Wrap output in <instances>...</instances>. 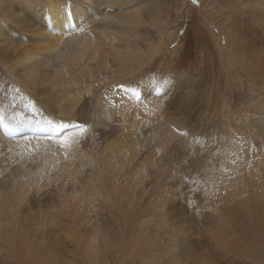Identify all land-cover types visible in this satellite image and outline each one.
Instances as JSON below:
<instances>
[{"label":"bare ground","instance_id":"obj_1","mask_svg":"<svg viewBox=\"0 0 264 264\" xmlns=\"http://www.w3.org/2000/svg\"><path fill=\"white\" fill-rule=\"evenodd\" d=\"M17 1L20 2L11 3V9L15 7L16 11L0 10V60L25 91L16 102L0 97V117H3L0 175L7 177L13 172L10 181L4 178L0 181V241L5 242L8 236L4 235L8 234L20 240L18 248L23 245L29 254L33 249V257L40 264L44 257V264H59L54 251H45L47 231L42 232L43 238H38L31 229L33 221L67 217L90 219L94 216L89 213L90 202L97 197L112 208L110 218L117 228L111 231L100 219L89 228L88 234L81 238L77 235L81 241L80 248H76L80 256L77 264H126L121 257L127 261L139 253L142 264H160L162 260L163 264H179L180 256L185 261L188 252L204 258L205 253L197 252L203 248L199 244L202 241L192 243V235L198 236L193 215H180L185 212L182 204L189 202V208L195 205L196 189H200L198 194L202 196L208 190L205 187L208 182L206 173L200 172L199 182L194 187L192 180L185 177L187 169L179 172V163L182 166L188 163L187 153L193 139L187 136L188 126L176 124L168 111L169 87L178 78L174 70L177 63L171 60L154 77L134 84L138 74L134 67L146 64L144 58L150 55L151 49L146 52L130 43L131 38L113 29L111 23V29L106 23L105 29L99 27V20L94 16L99 13L105 20L114 18L113 22L131 27L156 25L153 10L143 11L139 5L129 8L137 0H28V4H20V8L15 6ZM102 6H106L103 13ZM122 7L129 8L121 14L127 15L125 17L120 15ZM235 8L245 11L237 27L241 42L239 45L234 41L227 43L231 42L235 58L257 78L263 79L264 0H250L249 4ZM116 9L119 11L113 14ZM32 22H40L39 29L38 26L33 28ZM4 25L8 30L5 32L7 43H3ZM29 39L31 42L25 43ZM123 41L129 43H120ZM152 47L159 49L157 44ZM126 59L130 65L123 69ZM115 62L120 63L116 68ZM160 68L157 66L156 70ZM151 70L153 66H145V73ZM254 87H250L251 90ZM141 97H146V101L138 103ZM32 104L36 106L33 116L29 114L32 108L28 110ZM261 115L257 123L264 125V115ZM46 119L86 122L89 130L78 135L68 148H63L55 139H46V133L34 131ZM255 128L256 131L250 130L241 124L232 134L244 138V144L254 149V158L258 160L262 156L259 166L263 172H255L248 156L228 147L225 149L227 155L222 159L230 169L210 175L211 181L216 180L222 186H211L210 190L215 204H222L226 209L223 213L216 209L219 218H214V223L205 228L204 236L215 249L225 251L223 257L234 254L264 264V149L258 144L256 149L252 143L256 144L255 138L258 142L264 141V129L260 136L257 126ZM3 129L13 136H27L9 139ZM28 164L35 170H28L25 166ZM213 164H210L211 171ZM88 165L92 168L90 173H97L91 175L95 176L93 181L86 180L90 173H82ZM37 186L41 188L36 191L38 194L31 188L39 189ZM31 206H39L40 212L30 213ZM199 215L203 218L201 213ZM106 218L109 221V217ZM65 224L67 226V222ZM36 227L45 231L40 224ZM29 234H36L34 239L38 240L32 241ZM197 264L205 263L197 259Z\"/></svg>","mask_w":264,"mask_h":264},{"label":"rangeland","instance_id":"obj_2","mask_svg":"<svg viewBox=\"0 0 264 264\" xmlns=\"http://www.w3.org/2000/svg\"><path fill=\"white\" fill-rule=\"evenodd\" d=\"M13 1L14 0H0V10H10ZM19 1L20 2L17 1V4L15 5L18 8H20V4H24V6L28 4V0ZM249 2L250 0H197V3H193V0H137V5L134 3L129 8H137L139 5V8L143 11H147L148 9L153 10L154 16L157 18L158 22L156 25L147 24L146 26L142 25L137 27H131L130 24L120 23L116 20L113 22L114 18L112 20L111 18L108 19L109 21L107 19L105 20L103 15L99 13L94 15L97 17V20H99V27H104L105 29L106 26H111L109 24L111 23L113 24V29L116 28L120 31V34L124 33V35L131 38L130 43H134V45L141 47L143 50H146V52L151 49L150 55L144 58V63L146 64L136 65L134 67L138 73L133 80L134 84H137L138 82L141 84L143 80L154 77L163 67L170 64L171 60L172 62L177 63L174 70L178 74V78L169 87L170 99L168 111H170L176 124L188 126L187 136L191 135L193 139V144L192 146L190 145V151H188L191 155L187 153L188 163L183 166L179 163L178 167L181 166L179 172H182L183 169L186 168L188 172L185 174V177L192 180L191 184H193L194 187H196L197 181L199 182L197 175H199L200 172H203L204 174L206 173L205 178L207 177V179H205V181L208 182L205 186L208 187V190H205V192L202 193V196L198 194L200 189H196L194 198L197 202H194L195 205H192V207L189 208V202L187 204L180 203L183 205L186 213H179L181 216H184V214L193 215V220L195 224H197L196 226H198V236L196 233H194L196 236L192 235V243L195 244L202 241L199 244H202L203 248H199V251L197 252H201L202 254L205 253L203 255L204 258L195 257L196 254L193 256L188 252L185 256V261L183 260V257L180 256L179 264H197V259L204 261L205 264H262L259 260H244L238 258V255L234 254L223 257L222 254L225 253V251L220 248L215 249L212 242L204 236L206 233L205 228L211 223H214V218H219V215H216V209H219L220 213H223L226 209L222 204H215L213 201L214 193L210 190L211 186L214 188L222 187L216 180L211 181L212 177L210 175L216 174L224 169H230V166L223 162V157L227 155L225 149L228 147L248 156L252 160L255 172L256 170H261V172H263V169L259 166L262 156L258 160L254 158V149L244 144V138L240 135L235 136L232 134V131L241 124L254 131H256L255 126H257V133L260 136L264 129V125L257 123V120L259 121L258 117L260 118L262 116L261 113L264 115V106H262L264 103L262 100L264 99V78H257L254 73H251L248 70L246 65L241 61L239 62V60L235 58L237 56L235 51L230 46L231 42H229V44L227 43L228 41H234L236 45H239L241 42L239 41L240 36L237 32V27L239 18L242 17L245 11L235 8V6L247 5ZM12 9L14 10L15 7ZM105 9L106 6H102L100 10L101 13H103ZM127 9H123L122 7L120 15L122 12L127 11ZM14 11H16V9ZM118 11L119 10L116 9L113 14ZM121 16L125 17L127 15ZM32 24L33 28L38 26L37 29H39V26L41 25L40 22H32ZM4 26L6 27H4L2 32L3 43H7L9 42V39H6L7 33L5 32L8 30L7 25ZM111 28L112 26L110 29ZM113 32L114 31H111L110 33ZM30 42L31 40L29 39L25 43ZM120 43L129 42L123 41ZM152 43L159 45V49L153 48ZM232 59H234V61L236 60V62ZM119 64V62H115L114 67L116 68ZM129 65L130 61L126 59L122 68L127 69ZM146 65L153 66V70L145 73ZM157 66L161 67L160 70H156ZM154 67L156 68L154 69ZM262 77H264V75ZM252 86L255 88L254 90H251L250 87ZM251 91H253L254 94H252ZM24 93L25 91L23 87L17 82L15 76L10 72V69L0 60V97L10 101H13L14 99L13 102H16L19 99V96L24 95ZM13 104L17 106L16 103ZM254 104L256 105L252 106ZM29 106L28 110L32 108L30 110L31 112L29 111V114L33 116L36 106L34 107L33 104ZM151 118H154V116H151ZM240 128L241 127H239L238 130ZM213 139L214 142L212 141ZM255 139L256 144L255 141L252 142L254 148L258 149V145H261L260 147H263L261 149H264V141L258 142L259 139ZM203 140H206V142ZM17 160L18 159L14 162ZM212 163H214V170L211 171L210 164ZM25 166L28 170L31 169L30 171L35 170V168L32 167V164L31 166L29 164ZM191 166L194 171L191 170ZM87 167L83 168V174L85 173L88 175L92 171L90 165ZM188 167H190V169ZM19 172H21V170ZM179 172L174 176V179L177 178ZM12 174L8 173L7 177H4L6 174L3 176L0 175V181H2L3 178L10 181L12 179V177H10ZM92 174L96 175L97 173L95 171L90 173L89 177L86 179L87 181H90V179L91 181L95 180V176L91 177ZM188 179L186 180L189 181ZM37 187L39 188V186ZM31 188L33 189V193L36 194H38L36 192L37 190L41 191V188ZM41 194L44 195L43 193ZM96 198H94L95 201L92 200L90 202V207L92 209L89 213L94 215L90 219L83 218L82 221L79 217H67L65 219L60 218L62 220L58 219L56 221L48 220L47 218L33 221L34 226H31V229L36 231L38 238H43L45 235L44 238L47 240L45 242V251L46 253L49 252L46 249H50V252L54 251L53 254H55L56 258L60 260V262L57 260L59 264H61L62 261V264H69L68 261L77 264V257L80 258V256L76 253V248H80L79 245L81 242L78 240V237L80 236L81 238V236L88 234V231L90 230L89 228L98 224V222L101 221L100 219L105 221L103 224H107L111 231L117 228L112 224L113 222L110 218L112 217L111 213H113L112 208L105 201ZM178 201L180 202L181 200ZM32 207L34 206H31L30 213L40 212L39 206ZM87 212L88 211L85 213ZM198 213H201V216L204 219L200 218ZM106 217H109V221L111 220V222L107 221ZM36 222H38L41 229H44L45 231L39 230L36 227L39 226V224L37 225ZM66 222L68 227L65 224ZM9 229L8 232L11 231ZM71 229L74 230L72 231ZM150 229L154 231L153 227ZM69 230H71L76 237L72 238L73 234ZM42 232H46V234L43 235ZM7 236V240H9L8 242L12 246L9 245L8 242H6V238H4ZM9 236L10 235L5 234L3 237L5 242L0 241V264H40V261H37L33 257L35 255L33 249L32 254H29L23 245H20L18 248L20 240L16 241ZM31 237H33V240ZM35 237L36 234H34V236L31 234L29 238L34 241ZM13 245L15 247H13ZM74 253H76V255ZM134 254H136V252ZM160 254H162L161 249ZM140 256L141 253L134 258L127 259V261H124L122 257L121 260L122 263L126 264H142L143 259L142 256ZM44 258L40 259L42 264H44ZM54 260L55 259H52V261ZM160 264H163V260Z\"/></svg>","mask_w":264,"mask_h":264},{"label":"snow or ice","instance_id":"obj_3","mask_svg":"<svg viewBox=\"0 0 264 264\" xmlns=\"http://www.w3.org/2000/svg\"><path fill=\"white\" fill-rule=\"evenodd\" d=\"M193 3H197V0H193ZM70 14V13H66ZM123 87V86H121ZM3 121V117H0V122ZM7 127V126H6ZM12 130H18L13 128ZM89 130L86 122H64L56 119H46L42 123H39L34 131L46 133V139L56 140V143L63 148H68L75 142L78 135H83Z\"/></svg>","mask_w":264,"mask_h":264}]
</instances>
